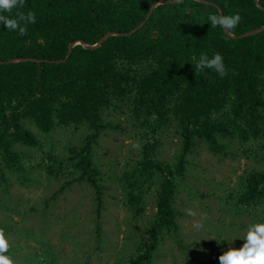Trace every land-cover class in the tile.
Returning <instances> with one entry per match:
<instances>
[{"label":"trees","instance_id":"obj_1","mask_svg":"<svg viewBox=\"0 0 264 264\" xmlns=\"http://www.w3.org/2000/svg\"><path fill=\"white\" fill-rule=\"evenodd\" d=\"M28 12L35 23L19 21L23 35L0 21V158L22 183L27 153L18 146L38 145L30 125L43 133L70 125L87 130L65 158L50 154L59 164L47 173L59 178L62 164L71 167L72 181L96 193L97 217L104 187L92 152L113 126L110 115L129 113L154 140L142 147L146 161L139 171L120 177L135 216L144 210L143 185L156 182L153 170L171 172L149 160L161 126L173 124L182 136L178 168L200 141L221 154L220 138H264V29L239 36L264 25V0H18L0 16L19 20ZM237 13L240 23L230 33L208 20ZM217 53L226 75L195 70L202 54ZM158 187L156 211L142 232L148 241L137 245L128 264H151L160 242L178 233L171 174ZM240 198L247 206L264 204V174L245 176ZM5 255L13 257L9 250Z\"/></svg>","mask_w":264,"mask_h":264},{"label":"rangeland","instance_id":"obj_2","mask_svg":"<svg viewBox=\"0 0 264 264\" xmlns=\"http://www.w3.org/2000/svg\"><path fill=\"white\" fill-rule=\"evenodd\" d=\"M108 118L113 126L103 130L92 152L104 187L100 217L95 212L96 193L72 181L77 175L71 167L62 164L59 178L47 173L48 168L55 173L59 164L50 154L65 158L87 130L70 125L43 133L30 125L38 145L18 146L27 153L25 183L0 158V232L13 264H128L137 245L148 241L142 232L156 211V191L164 175L171 174L174 183L179 230L160 242L151 264H219V255L229 246H242L241 239L231 241L243 235L249 223L264 220L263 203L247 206L240 198L245 176L264 174V138H220L221 154L200 141L178 168L182 136L173 124L161 126L149 160L167 164L171 172L153 170L156 182L143 185L144 210L135 216L126 204L120 177L139 171L146 161L142 147L154 140L129 113ZM68 181L73 183L66 185Z\"/></svg>","mask_w":264,"mask_h":264},{"label":"clouds","instance_id":"obj_3","mask_svg":"<svg viewBox=\"0 0 264 264\" xmlns=\"http://www.w3.org/2000/svg\"><path fill=\"white\" fill-rule=\"evenodd\" d=\"M18 0H0V12H10L17 6ZM208 20L212 27L220 26L229 31V33L237 27L240 23V15L234 14L232 16L209 15ZM0 21L3 26L10 30H19L23 35L26 31L24 26H21L19 21H27L28 23H35V14L28 12L19 14V20L7 19L0 16ZM204 69H212L216 71L221 77L226 75L225 66L223 64L222 56L217 53L212 58H208L202 54L195 63L196 71H203ZM235 239L243 240V244L239 248L229 246V248L219 255V264H264V220H256L247 225L244 229L243 235L236 236ZM9 250L8 242L4 235L0 232V264H13L12 259L5 255Z\"/></svg>","mask_w":264,"mask_h":264},{"label":"water","instance_id":"obj_4","mask_svg":"<svg viewBox=\"0 0 264 264\" xmlns=\"http://www.w3.org/2000/svg\"><path fill=\"white\" fill-rule=\"evenodd\" d=\"M257 4L260 6V4L257 2ZM151 10H152V7L149 9V12H148V15H149V13L151 12ZM148 15H147V17H148ZM144 23V21H142L137 27H135L134 29H132L130 32H128V33H131V32H133V31H135L140 25H142ZM262 29H264V25L262 26V27H260V28H257V29H254V30H251V31H248V32H245V33H243V34H241V35H239V36H246V35H248V34H251V33H255V32H258V31H260V30H262ZM81 42V41H80ZM99 44V42L98 43H96L95 45H93V46H97ZM86 45V44H85ZM86 46H89V45H86Z\"/></svg>","mask_w":264,"mask_h":264}]
</instances>
